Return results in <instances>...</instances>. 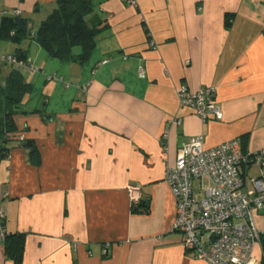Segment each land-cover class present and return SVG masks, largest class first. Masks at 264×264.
<instances>
[{
    "label": "crops",
    "instance_id": "obj_1",
    "mask_svg": "<svg viewBox=\"0 0 264 264\" xmlns=\"http://www.w3.org/2000/svg\"><path fill=\"white\" fill-rule=\"evenodd\" d=\"M57 1L0 0V20L20 10L36 32ZM91 1L87 22L100 31L83 63L50 57L33 39L0 44V54L21 49L40 69L22 71L31 90L0 159V224L23 235L22 264H206L173 230L166 171L194 136L206 147L238 139L250 153L264 149V0ZM11 71L1 64L0 81ZM182 84L214 87L223 118L182 108ZM242 170L260 174L257 164ZM129 185L142 187L137 208ZM255 221L264 264V209ZM15 246L0 244V264H15Z\"/></svg>",
    "mask_w": 264,
    "mask_h": 264
},
{
    "label": "built area",
    "instance_id": "obj_2",
    "mask_svg": "<svg viewBox=\"0 0 264 264\" xmlns=\"http://www.w3.org/2000/svg\"><path fill=\"white\" fill-rule=\"evenodd\" d=\"M128 3L137 6V0ZM20 14L15 10L13 15ZM1 64L29 74L40 71L31 59H21L16 54H0ZM138 74H145L143 66ZM52 79L57 78L48 76V80ZM215 94L211 86L191 89L182 84L177 89L181 107L191 108L203 121L210 116L223 118ZM251 164H257L260 174L245 177L242 168ZM166 180L176 201L173 230L184 234L185 249L192 257L206 264H260L254 256L255 244L261 238L255 213L264 209V149L250 153L238 139L206 147L202 136H194L182 144L175 164L167 168ZM196 180L201 181L202 197L194 192ZM127 192L133 206L141 203V186L129 185ZM0 218L2 222V211ZM8 233L1 223L0 244ZM108 249L109 244L105 254Z\"/></svg>",
    "mask_w": 264,
    "mask_h": 264
},
{
    "label": "trees",
    "instance_id": "obj_3",
    "mask_svg": "<svg viewBox=\"0 0 264 264\" xmlns=\"http://www.w3.org/2000/svg\"><path fill=\"white\" fill-rule=\"evenodd\" d=\"M92 11L91 0H58L57 6L41 22L36 32L32 31L28 18L5 15L0 20V44L8 41L18 45L26 39H33L50 57L63 62L83 63L95 49L96 36L100 31L99 26L91 27L87 22V16ZM76 47L81 48L79 54L74 52ZM15 54L27 59L21 49ZM30 90L31 85L27 83L22 70L16 68H12L4 82L0 81V159L10 152L8 145L18 131L15 116L23 112L20 108ZM23 144L32 148L33 153L36 151L33 141L27 139ZM10 238L16 240L11 258L15 264H22L24 237L8 233L4 243L7 244ZM6 248L9 249L7 245Z\"/></svg>",
    "mask_w": 264,
    "mask_h": 264
},
{
    "label": "rangeland",
    "instance_id": "obj_4",
    "mask_svg": "<svg viewBox=\"0 0 264 264\" xmlns=\"http://www.w3.org/2000/svg\"><path fill=\"white\" fill-rule=\"evenodd\" d=\"M3 52V51H2ZM198 187H200V181L196 180L194 182V188L196 190V193H198V196L201 197V195H199V192H198Z\"/></svg>",
    "mask_w": 264,
    "mask_h": 264
}]
</instances>
